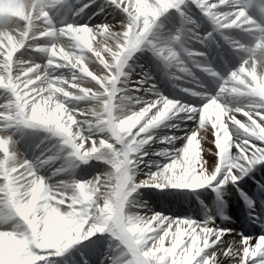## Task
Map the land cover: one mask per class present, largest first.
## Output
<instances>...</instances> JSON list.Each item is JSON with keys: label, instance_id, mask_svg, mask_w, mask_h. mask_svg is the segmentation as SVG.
Masks as SVG:
<instances>
[{"label": "clouds", "instance_id": "1", "mask_svg": "<svg viewBox=\"0 0 264 264\" xmlns=\"http://www.w3.org/2000/svg\"><path fill=\"white\" fill-rule=\"evenodd\" d=\"M178 2L103 0L101 10L112 8L120 19L89 26L77 18L96 0H0V89L11 93L0 100L6 109L0 111V216L7 219L0 223V264H57L52 257L105 234L108 264L112 256L125 253L130 264H152L158 257L162 264L164 237L149 246L160 213L139 200L140 190L204 189L215 180L220 164L229 165L221 191L228 181L244 178L232 171L243 155L239 145L264 146V0H221L226 7L217 18L234 19L223 32L210 22L213 29L204 35L188 10L179 15L178 26L165 28L162 18ZM206 2L201 0V7ZM39 37L46 42L39 44ZM214 46L222 68L216 67ZM143 52L158 65L173 98L150 82L152 76L146 95L129 86L131 72L126 69ZM196 108V128L179 151L185 163L196 159L198 174L185 179L183 164L165 165L151 179L149 173L141 179L149 150L183 139L163 133L179 129L182 113ZM209 136L218 150L211 171L200 151L201 142L213 143ZM256 150L259 165L264 149ZM204 152L212 154L209 148ZM93 163L100 170L80 178L79 170ZM247 206L253 207L250 200ZM254 222L264 227V219ZM201 231L210 238L211 228ZM180 243L178 238L173 255ZM196 243L194 239L183 255L175 256L173 264H192L202 251L194 248ZM204 245L208 247L207 239ZM225 257L229 264L264 262V235L255 245L233 239L223 256L213 252L204 264H223Z\"/></svg>", "mask_w": 264, "mask_h": 264}, {"label": "snow or ice", "instance_id": "2", "mask_svg": "<svg viewBox=\"0 0 264 264\" xmlns=\"http://www.w3.org/2000/svg\"><path fill=\"white\" fill-rule=\"evenodd\" d=\"M119 0H117V3ZM108 3L111 4V0H108ZM212 5H216L214 9H211V12L209 16L205 17L204 13L207 12ZM189 6H195L200 13L207 18L212 24H214L217 28L218 31H226L225 25H229L231 23V19H234V17L230 19H223V18H217L215 14L223 12L225 10V5L221 4V0H207V2L201 7V0H179L177 4V8L173 9L178 15L184 14L188 9ZM71 7V5H69ZM114 7V6H113ZM47 38L46 37H39L38 38V43L39 44H44L46 42ZM2 51V50H0ZM6 54V53H5ZM20 53H17V56H19ZM3 60V56H0V61ZM16 57L13 58V67H12V76L13 80H16V77L19 75L17 68H16ZM0 72H2V69H0ZM148 79L149 77L147 75L144 76V78L136 82L139 84V89L145 90L148 87ZM147 85V87H145ZM5 96H11V93H6L5 90L0 89V100H3ZM6 109L3 107H0V111H5ZM199 118V108H196L195 112H189L185 111L182 113V119L181 122H186V121H194L195 124L197 125V121ZM196 126L191 128L190 130L187 131V133L183 136V139H180L183 141V146L186 145L188 137L191 136L195 130ZM222 135V134H221ZM197 139H199V136H197ZM209 140H212L213 143L209 144L212 147H209L211 149L210 156L215 157V161L211 162L209 164L208 162V168L209 171L213 170L218 163V155L216 154L218 150L214 146V137L209 136ZM175 141L172 143H169L167 145L173 146L168 151L164 154H162L160 157H162L164 160L167 161V163L160 165L157 164V170L156 172H159L160 170L164 169L165 165L168 166H174L176 168H179L181 164L184 165V167L187 169V172L185 174V179H191V177L196 176L198 174V169H199V164H197L196 159L193 158L191 162L185 163L180 159V149L183 148H175ZM204 142H201V148L200 151L202 153L204 152ZM257 147H261L264 149V146H250L249 144H240L239 148L242 151L243 155L239 157L238 160L235 161L237 167L233 168V174L236 175L237 177L243 178L245 175L250 173L254 167L257 166L255 163V157L258 155L257 153ZM233 151H236V148L233 147ZM247 157V159H245ZM204 159V157H203ZM206 160V159H204ZM251 164V167H250ZM151 167V164L148 165ZM228 167L229 165L225 164H220V171L219 173L216 174L215 180L212 182L211 185H208L207 187H211L213 191L219 193L221 192V189L223 187L222 181H225L227 176H228ZM149 173V179H151V171ZM239 179L235 181V183H232L231 181H228L229 185H237L239 183ZM159 191H164L168 189H157ZM246 198V197H245ZM139 207L147 211L148 209L144 205H139ZM160 213V212H159ZM224 219H227V217H224ZM7 219L4 216H0V223H6ZM153 227L156 229L155 233H153V241L150 242L149 246H152L155 243V240H159L160 237H164L162 241L163 245V251L160 252V256L163 257L162 264H173V260L175 256H181L184 253V250L188 248L189 244L192 243L194 239L197 240L196 245L194 248H199L201 249V255L196 257L192 264H204V260L206 258H211V253L216 252L218 255L223 256L224 252H226L229 247L231 242H228L225 237L231 236L232 232L228 231L226 228H222L219 225L216 224L215 220L213 217L208 216L206 217L205 220L203 221H196L191 218H179V217H170L166 216L163 213H160V216L157 218L155 224ZM206 228H211L212 229V234L209 238V236L205 233L202 232V229ZM107 235V234H106ZM238 239H235L236 241H239L241 244H245V242H249L252 245H255L256 239H250V237L245 236L243 233L240 234H235ZM180 239L181 243L179 246V249L175 252L173 255L172 249L173 246L176 244V240ZM208 240V247L206 248L204 245V240ZM76 246V245H73ZM69 248L67 252L73 248ZM47 255L46 253H44ZM129 254L125 253L123 256H112V264H130L129 260H125L124 256H127ZM56 258H60V256L52 257L51 260H56ZM229 259L230 257H225L223 264L227 262L229 264ZM159 257L157 260L152 261V264H158ZM42 264H50V261H44ZM86 264V261H85ZM244 264H247V261L244 262ZM259 264H264V262H259Z\"/></svg>", "mask_w": 264, "mask_h": 264}, {"label": "bare ground", "instance_id": "3", "mask_svg": "<svg viewBox=\"0 0 264 264\" xmlns=\"http://www.w3.org/2000/svg\"><path fill=\"white\" fill-rule=\"evenodd\" d=\"M83 3H88L89 0H82ZM70 4H75V0H69ZM103 3V0H96V3L91 4V6L86 10L85 13H83L81 15V17H78V21L80 23H88L89 26L95 25L97 23H101V22H105L106 20L108 21H113L115 22L116 20H119L120 17L119 15H115V17L113 16V9L112 8H105L103 10H101L100 5ZM258 3V0H255L256 4ZM79 5H77L78 7ZM197 9V8H195ZM191 8V6H189L188 9V14H195L197 11ZM175 12V11H174ZM173 12H171L172 14ZM169 14V15H171ZM176 16L175 18H177V20H179V15L175 12ZM202 15V14H201ZM203 16V15H202ZM168 17V16H167ZM204 17V16H203ZM69 19H71V13L69 12ZM101 18H104V20H100ZM100 20V21H99ZM163 24L164 22V18H162L161 21ZM202 51V50H201ZM141 56H150L147 52H143V53H137L136 56H134L133 60L130 61V65L131 67L129 69H126V71H130L131 72V79L128 81L129 86L132 88H139V84H137L136 82L141 81L145 75L147 76H152L154 77L153 81L150 82H155L158 84V86L160 87L162 93L168 97H170L169 93H166L163 91V85L166 84V82H161V77L160 74L158 72V65H156L154 67V71H152L150 68H153V66L148 67V65H146V63H140V58ZM151 57V56H150ZM152 58V57H151ZM167 85V84H166ZM145 87H147V85H145ZM139 95H146L145 92L141 89L140 92L138 93ZM150 95V94H148ZM147 98V96H146ZM186 122H190V121H186ZM186 122H180L179 124V129H171V130H165V132L167 133H163L165 135H176V133L178 131H183L184 127L187 125ZM155 146V145H154ZM149 150V155L146 156L144 158V162L143 164H141V169L143 170L140 174V178L143 179L144 178V173H148V172H155L157 170L156 165L160 164L163 165L165 163H167L166 160L164 159H160V157L153 155L152 153L155 152L154 147ZM173 146H170V148ZM175 148H179L178 145L174 146ZM209 148V146L207 147ZM207 157H210V154L206 152ZM204 157V159L209 161V164H211V162L215 161V157L212 158V160L210 161L209 158ZM151 164V167H149L148 165ZM100 165L93 163L91 166H86V167H82L79 172H78V176L81 177L84 174L92 171L91 168L96 169V171L100 170ZM246 179L247 181L251 182V188L250 191H248L251 194H255V191H258V193H261V189H264V163L257 165L256 167L253 168V170L248 173L247 175L244 176V178L242 180L239 181V183L235 186L230 185V187L234 190L233 193H235V196L237 198V202H241L240 199L241 197L246 193L245 190H249L247 189L246 185L243 183V180ZM259 180V182H258ZM205 188H211V187H205ZM154 189V188H145V189H141L140 190V194H139V200L141 202L145 201V199L148 201H153L156 205H153L151 203L148 202V205L153 208V209H161V208H165L163 209L164 212L163 214L166 216H170V217H179V218H191V219H195V217L198 214L197 210H194L191 212L185 209H180L179 205L181 204V202H176V203H166L163 202L162 200V195L161 194H148L146 191ZM255 190V191H254ZM159 191V190H158ZM165 191V190H164ZM254 191V192H253ZM247 192V194H249ZM160 195V196H159ZM212 195L214 198H217L219 196V193L217 192H212ZM204 200L200 197L199 194H196V198L195 201L192 202L190 200H188L187 202H185V207L189 208L190 206H194V208H197L199 210H201L202 208V204H203ZM220 203V201L216 204L218 205ZM152 209V210H153ZM188 213V214H186ZM216 224L219 225L220 227H222L223 225L226 226L227 229H231L232 231V235L231 236H227L225 237V239L228 242H231L233 239H237L238 237H236V232L233 230V228L230 226V223L226 220H220L217 219L216 220ZM108 240L109 238L107 237V235L105 234L104 236H95L93 237L90 241H84L83 243L73 246L72 249H70L68 252H66L63 257L60 258H56V262L59 264H74V262H77L78 264H85V261H87V264H100L101 260L104 259L105 260V264H108L107 259H105V255H106V249L108 246ZM79 253L82 254V259H80V255ZM225 264H227V262H225Z\"/></svg>", "mask_w": 264, "mask_h": 264}, {"label": "rangeland", "instance_id": "4", "mask_svg": "<svg viewBox=\"0 0 264 264\" xmlns=\"http://www.w3.org/2000/svg\"><path fill=\"white\" fill-rule=\"evenodd\" d=\"M205 155H206V152L203 153V157H204ZM93 172H94V171H93ZM228 190H229V187L227 186V189H226V190H222L220 193H221V194L227 193ZM237 239H238V238H237Z\"/></svg>", "mask_w": 264, "mask_h": 264}]
</instances>
